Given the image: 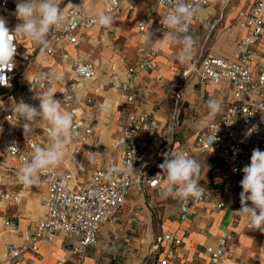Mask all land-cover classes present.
<instances>
[{"label":"built area","instance_id":"1","mask_svg":"<svg viewBox=\"0 0 264 264\" xmlns=\"http://www.w3.org/2000/svg\"><path fill=\"white\" fill-rule=\"evenodd\" d=\"M156 1L166 9V17L171 3ZM213 1L220 4V16L207 20L203 11ZM230 1L185 0L194 10L187 34L190 35L192 25L197 23L205 27L209 37L223 19ZM10 2L0 0V16L6 19L10 29H14L19 21L13 15L16 6L11 7ZM261 5H264V0H254L251 7L240 9L232 20L236 29L233 36L236 59L206 54L198 61L188 63L180 79L171 85L172 88H182L190 80L199 84L227 82L232 89L231 95L222 96V110L213 121L219 125L216 140L211 145L208 143L213 133L205 123L196 134L192 149L172 146L167 150L166 147L149 145L159 120L152 113L138 111L137 104L142 95L139 75L155 68L156 52L144 45L138 47L139 58L126 69L125 79L118 81L116 76L112 77V84L124 96V101L117 108L119 133L108 144L99 141L96 129L101 118L97 109L98 100L88 91L86 83L87 79L96 77L98 63L90 56L73 60L66 47L84 41V31L88 28L101 26L95 22L96 13L105 12L114 16L125 8L132 10L134 0H105L103 10L94 13L86 10L83 0L61 1L66 19L61 28H54L49 33L48 46L43 47V59L31 75L27 73L28 68L20 66L22 58L29 59V55L23 57L25 36L17 34L15 66L10 72L6 71L8 84L0 85V132L5 137L4 151L0 156V197L10 198L17 194V189L36 191L41 193L45 214L37 227L26 234L22 244H6L3 264H19L26 251L39 257V244L54 241L61 232L65 233L68 251L79 259L83 258L90 246L97 245L101 225L118 221L129 192L159 188L163 181L156 176L161 170L159 165L165 157L172 158L177 154L186 153L194 157L195 154L208 153L224 163L220 173L201 186L205 190L201 199L181 201V221L191 216L192 207L197 203L212 204L218 210L232 204L234 212L239 213L241 169L250 163L253 149L264 151V8ZM149 25L167 27L164 22L149 24L146 19L138 23L139 29L145 33ZM57 58L65 71L58 75L44 73L42 70L50 69ZM21 77L25 81L21 82ZM22 85L25 87L23 94L20 91ZM48 88H52L60 100L61 111L73 117L72 133L67 138L66 152L61 160L64 168L50 167L41 172L35 184L24 185L18 179V171L25 160L31 158L35 147L51 143L50 128L48 123L30 125L24 133L13 108L21 99L38 105V101L32 99L34 91H46ZM178 124L179 113L175 111L166 125L171 135ZM112 153H117V160L106 161ZM6 182H11L16 189L7 190L4 187ZM5 225L12 227L13 232L20 231L18 225L9 220L5 221ZM234 239L235 233L223 231L215 244L205 248L206 264H229L233 258L230 242ZM159 242L162 244L161 255L149 264H178L182 237L175 232L165 233ZM28 261L32 263L33 260ZM57 264H64V261Z\"/></svg>","mask_w":264,"mask_h":264},{"label":"crops","instance_id":"2","mask_svg":"<svg viewBox=\"0 0 264 264\" xmlns=\"http://www.w3.org/2000/svg\"><path fill=\"white\" fill-rule=\"evenodd\" d=\"M83 1L86 10L94 13L103 10L105 0ZM253 1L236 7L229 21L233 20L240 9L251 7ZM134 5V9L125 8L120 14L112 16L111 26L88 28L84 31V41L66 47V52L73 60H83L90 56L98 63L99 72L95 78L87 79L86 83L88 91L98 100L97 109L101 118L96 129L99 141L108 144L119 133L117 108L124 101V96L120 89L112 84V77L116 76L118 81L124 80L126 69L139 58L138 47L144 45L146 49L156 52L155 68L139 75L142 95L137 104L138 111L152 113L159 120V126L154 129L149 145L166 147L167 150L172 146L192 149L196 134L205 125L208 99L221 101L224 94L231 95L232 89L227 82L199 84L190 80L184 83L182 88H172L171 85L180 79L188 63L198 61L206 54L236 59L235 45L233 39L229 40L228 31L218 34L223 27H227V12L230 6L209 37L205 27L197 23L192 25L190 36L195 44L188 58L181 60V45L169 40L167 27L149 25L145 33L138 26L143 19L149 24L154 21L164 22L166 9L159 6L156 0H134ZM10 6L15 7L16 0H11ZM220 12V4L213 1L204 9L203 15L207 20H213L220 16ZM114 29L117 30L115 44L111 47L110 54L107 53V59L103 56V60H106V63H103L95 56V48L102 45L105 36ZM118 30L124 34V40L120 39L118 34L121 33H118ZM213 33L214 36L218 34L213 47L206 48ZM202 37L203 44L199 47L198 39ZM43 54L42 49L35 57V65L27 69L28 75L36 71ZM42 71L58 75L65 69L57 58L50 69ZM24 88L23 85L20 87L22 94L25 92ZM169 88L171 92H168ZM175 111L179 113V124L171 135L166 125ZM46 123L40 120L31 125L42 126ZM4 138L0 132V156L4 151ZM193 158L201 165L200 187L216 177L224 168V163L213 154H195ZM105 160H117V153H112ZM57 167L64 168L61 162ZM166 184L167 181L163 180L159 188H148L143 192L131 190L120 210L118 221L115 224L101 225L97 245L90 246L83 258L79 259L76 254L68 251L65 233L61 232L54 241L39 244V257H35L31 251H26L19 264H57L58 261H64V264H149L161 255L162 244L159 238L170 232L182 237V244L178 248V264H206L208 258L205 248L215 244L223 231L235 233V239L230 242L233 258L229 264H264V232L252 228L241 213L234 212L232 204L218 210L212 204L197 203L192 207L191 216L181 221V201L164 191ZM4 187L7 190L16 189L11 182H6ZM44 214L41 193L36 191L17 189V194L10 198L0 197V264H3L5 259L6 244H22L26 234L37 227ZM6 220L18 225L20 231L13 232L12 227L5 225ZM30 259L33 260L32 263L28 261Z\"/></svg>","mask_w":264,"mask_h":264},{"label":"clouds","instance_id":"3","mask_svg":"<svg viewBox=\"0 0 264 264\" xmlns=\"http://www.w3.org/2000/svg\"><path fill=\"white\" fill-rule=\"evenodd\" d=\"M171 3V8L164 24L169 29V40L181 45L180 59H187L194 45L192 36L188 35L189 22L194 10L185 0H164ZM61 0H16L13 13L19 21L14 29H10L4 17L0 16V85L8 84L6 71L10 72L14 66V57L17 54L16 36L20 34L31 39L38 45L46 48L47 37L55 28L63 26L66 19L64 9L60 6ZM264 8V5H261ZM95 22L109 27L113 23L112 16L105 12L95 15ZM33 100L38 105L26 103L23 99L15 103L13 111L22 123L24 133L32 123L46 121L50 128L51 143L47 146H37L30 159H26L18 171V179L24 185H33L39 179L42 171L59 165L66 152L67 138L72 133L73 117L68 112L61 111L62 105L56 98L52 88L46 91H34ZM208 114L204 122L212 129L211 145L216 140L219 125L213 123L216 115L222 110L221 102L209 99L207 102ZM251 132V130H250ZM159 176L166 180L165 192L178 200L187 202L190 198L199 200L205 195V190L199 186L201 165L186 153L164 158L159 165ZM243 178L240 181V203L238 210L252 228L264 232V151L255 148L250 157V163L241 169Z\"/></svg>","mask_w":264,"mask_h":264},{"label":"rangeland","instance_id":"4","mask_svg":"<svg viewBox=\"0 0 264 264\" xmlns=\"http://www.w3.org/2000/svg\"><path fill=\"white\" fill-rule=\"evenodd\" d=\"M250 1L251 0H231L230 1V5H229L230 8L228 9V12H227V18H228L227 23H226L227 27L225 29L223 27V29H221L218 32V34L219 33H225L227 31H232L234 29V27H233L234 21H229V19H231L233 17L235 8L236 7L239 8L244 4L247 5V4H249ZM116 31H117L116 29H114V31H109L108 36H105V41L103 42V44L100 45L98 48H95V50H96L95 56L97 58H99L103 63H106V60H103V56L104 55L108 56L110 54L111 47L115 44L114 39L116 37V33H117ZM119 32H120V30H118V33ZM120 33H121V35L118 34L120 36V39L124 40L125 39L124 34H122V31ZM218 34L216 36H214V33H213L210 41L206 44V48L207 47L208 48L213 47V43H214L215 39L217 38ZM231 41H232V38H231ZM198 44H199V47L202 46L203 37L198 39ZM215 47H218V46L215 45ZM42 49H43V47L41 45H38L35 42H33L31 39L25 37V46L22 47V55H23V57H27L29 55V59L22 58L21 63H20L21 68L26 69V68L34 66L35 65V62H34L35 57L41 52ZM107 53H109V54H107ZM199 53H201V50H199ZM107 56H106V59H107ZM23 81H25V79H23V77H21V82H23Z\"/></svg>","mask_w":264,"mask_h":264},{"label":"bare ground","instance_id":"5","mask_svg":"<svg viewBox=\"0 0 264 264\" xmlns=\"http://www.w3.org/2000/svg\"><path fill=\"white\" fill-rule=\"evenodd\" d=\"M235 33H236V29L235 28L232 31H228L229 40H231V38L233 39V36L235 35Z\"/></svg>","mask_w":264,"mask_h":264}]
</instances>
